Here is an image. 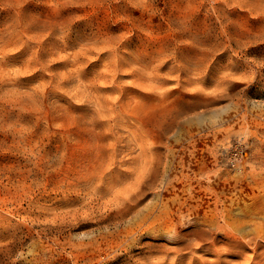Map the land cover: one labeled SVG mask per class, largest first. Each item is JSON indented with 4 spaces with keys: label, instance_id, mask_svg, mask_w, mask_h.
<instances>
[{
    "label": "rangeland",
    "instance_id": "1",
    "mask_svg": "<svg viewBox=\"0 0 264 264\" xmlns=\"http://www.w3.org/2000/svg\"><path fill=\"white\" fill-rule=\"evenodd\" d=\"M0 264H264V0H0Z\"/></svg>",
    "mask_w": 264,
    "mask_h": 264
},
{
    "label": "built area",
    "instance_id": "2",
    "mask_svg": "<svg viewBox=\"0 0 264 264\" xmlns=\"http://www.w3.org/2000/svg\"><path fill=\"white\" fill-rule=\"evenodd\" d=\"M229 153L230 164L233 167H237L243 155L242 143L239 140H234L233 144L230 146Z\"/></svg>",
    "mask_w": 264,
    "mask_h": 264
}]
</instances>
